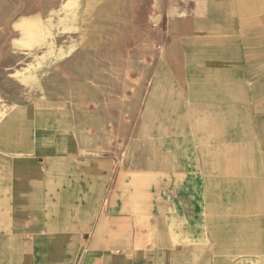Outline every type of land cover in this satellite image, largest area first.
Masks as SVG:
<instances>
[{"label": "crops", "instance_id": "0c3cea01", "mask_svg": "<svg viewBox=\"0 0 264 264\" xmlns=\"http://www.w3.org/2000/svg\"><path fill=\"white\" fill-rule=\"evenodd\" d=\"M150 9L72 118L0 115V264H264V0Z\"/></svg>", "mask_w": 264, "mask_h": 264}, {"label": "rangeland", "instance_id": "374dc122", "mask_svg": "<svg viewBox=\"0 0 264 264\" xmlns=\"http://www.w3.org/2000/svg\"><path fill=\"white\" fill-rule=\"evenodd\" d=\"M150 8L151 0H0V115L36 101L72 118L86 106V75L104 57L90 49L116 48L123 34L133 45ZM134 125L128 116L127 142Z\"/></svg>", "mask_w": 264, "mask_h": 264}]
</instances>
